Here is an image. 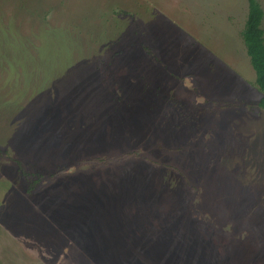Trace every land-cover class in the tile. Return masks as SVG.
Masks as SVG:
<instances>
[{
    "label": "rangeland",
    "instance_id": "rangeland-1",
    "mask_svg": "<svg viewBox=\"0 0 264 264\" xmlns=\"http://www.w3.org/2000/svg\"><path fill=\"white\" fill-rule=\"evenodd\" d=\"M249 15L0 0V264H264Z\"/></svg>",
    "mask_w": 264,
    "mask_h": 264
},
{
    "label": "trees",
    "instance_id": "trees-1",
    "mask_svg": "<svg viewBox=\"0 0 264 264\" xmlns=\"http://www.w3.org/2000/svg\"><path fill=\"white\" fill-rule=\"evenodd\" d=\"M261 17L260 7L255 0H250V15L246 24L244 37L248 56L257 74L256 86L259 93L262 95L259 107L264 109V43L262 31L259 28Z\"/></svg>",
    "mask_w": 264,
    "mask_h": 264
}]
</instances>
